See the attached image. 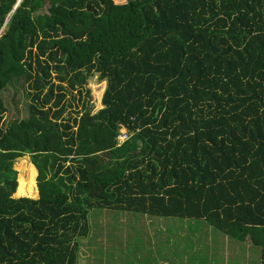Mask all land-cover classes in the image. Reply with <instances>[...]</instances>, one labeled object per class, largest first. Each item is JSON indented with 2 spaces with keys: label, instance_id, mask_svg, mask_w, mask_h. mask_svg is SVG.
Returning <instances> with one entry per match:
<instances>
[{
  "label": "trees",
  "instance_id": "1",
  "mask_svg": "<svg viewBox=\"0 0 264 264\" xmlns=\"http://www.w3.org/2000/svg\"><path fill=\"white\" fill-rule=\"evenodd\" d=\"M18 2L0 0V264H80L106 207L204 218L264 264V0ZM18 77L28 114L7 119Z\"/></svg>",
  "mask_w": 264,
  "mask_h": 264
},
{
  "label": "rangeland",
  "instance_id": "2",
  "mask_svg": "<svg viewBox=\"0 0 264 264\" xmlns=\"http://www.w3.org/2000/svg\"><path fill=\"white\" fill-rule=\"evenodd\" d=\"M41 11H47V5ZM5 29L6 26L4 25L1 31H4ZM85 73H87V71ZM106 87L107 79L100 78V72L94 70L88 75L87 83L83 86V88H90L91 103L93 105L92 112L104 107L102 97ZM31 91H33L32 84L24 77L13 79L9 87L3 92V96L9 108V111L6 114L7 119L22 118L27 116L28 105L31 100ZM67 97L70 99L72 105L68 106L65 115H76V111H80L81 108V104H79V92H77V90H72L68 92ZM23 159L14 160V167L18 170V178L22 173V170L20 169L22 168L21 162H24ZM29 159L31 161V158ZM164 219V216L135 213L128 210L115 211L109 207L92 209L90 212L91 233H89L91 234V237L89 235L87 237L80 238L82 241V257L79 260L80 264H91V262L88 261L89 252H87L90 240L92 244V250L90 251L92 258L99 260L103 257L108 261H112L110 264H128V237L130 239H134L136 244L138 242L142 243V235L146 234V230L154 231L157 229V232L160 233L165 229L166 222L169 223L170 219L166 222ZM144 220H149L150 222L146 224ZM144 224L145 226H143ZM132 225L136 228L133 229V232H131ZM192 228L198 229V227L195 226H192ZM145 236L146 235H144V240L147 239ZM134 244L135 243H132V245ZM147 244H150V241L147 240ZM201 244L203 245V243ZM213 248L216 251L217 245L214 244ZM203 254L204 249L200 248L198 255L201 258L193 259V262L195 264H199L205 256H203ZM244 254L247 255L248 253L245 251ZM150 261L152 262V260ZM241 261V257L238 256L231 262H239L238 264H241Z\"/></svg>",
  "mask_w": 264,
  "mask_h": 264
},
{
  "label": "crops",
  "instance_id": "3",
  "mask_svg": "<svg viewBox=\"0 0 264 264\" xmlns=\"http://www.w3.org/2000/svg\"><path fill=\"white\" fill-rule=\"evenodd\" d=\"M164 218L165 222L170 219L169 223L166 222L165 229L160 233L157 232V229L154 230L156 232L146 230L144 235L147 239L144 240V235H142L143 242L140 245L128 237V260L134 259L137 250H140L142 252L138 253L139 256L145 254L148 259L152 260L151 264H195L193 259L201 258L198 255L201 248L204 249L203 256H205L199 264H238L239 262H231L238 256L241 257V264H263L262 247L252 245L249 239L246 241L232 237L204 218ZM145 222L148 224L150 221L146 220ZM192 226L198 227V229H193ZM131 232L133 231L131 230ZM147 240L150 241V244H147ZM132 243L135 244L132 245ZM214 244L217 245L216 251L213 248ZM90 251V248H87L88 261L91 264L111 263L103 261L104 259L92 258ZM245 251L248 253L247 255L244 254ZM81 255L82 251L80 250V259Z\"/></svg>",
  "mask_w": 264,
  "mask_h": 264
},
{
  "label": "built area",
  "instance_id": "4",
  "mask_svg": "<svg viewBox=\"0 0 264 264\" xmlns=\"http://www.w3.org/2000/svg\"><path fill=\"white\" fill-rule=\"evenodd\" d=\"M130 133L128 131H122L119 135H118V145H121L123 142H125L126 140H128L130 138Z\"/></svg>",
  "mask_w": 264,
  "mask_h": 264
},
{
  "label": "water",
  "instance_id": "5",
  "mask_svg": "<svg viewBox=\"0 0 264 264\" xmlns=\"http://www.w3.org/2000/svg\"><path fill=\"white\" fill-rule=\"evenodd\" d=\"M21 2V0H19V2L15 5V7ZM5 25V24H4ZM23 157H29L31 158L30 154L29 153H24L23 155H20V156H17L15 159H20V158H23Z\"/></svg>",
  "mask_w": 264,
  "mask_h": 264
},
{
  "label": "bare ground",
  "instance_id": "6",
  "mask_svg": "<svg viewBox=\"0 0 264 264\" xmlns=\"http://www.w3.org/2000/svg\"><path fill=\"white\" fill-rule=\"evenodd\" d=\"M21 159V158H20Z\"/></svg>",
  "mask_w": 264,
  "mask_h": 264
}]
</instances>
